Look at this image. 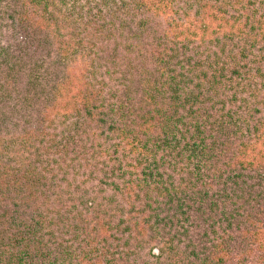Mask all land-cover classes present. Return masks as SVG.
Listing matches in <instances>:
<instances>
[{
  "label": "trees",
  "instance_id": "trees-1",
  "mask_svg": "<svg viewBox=\"0 0 264 264\" xmlns=\"http://www.w3.org/2000/svg\"><path fill=\"white\" fill-rule=\"evenodd\" d=\"M0 264H264V0H0Z\"/></svg>",
  "mask_w": 264,
  "mask_h": 264
},
{
  "label": "rangeland",
  "instance_id": "rangeland-1",
  "mask_svg": "<svg viewBox=\"0 0 264 264\" xmlns=\"http://www.w3.org/2000/svg\"><path fill=\"white\" fill-rule=\"evenodd\" d=\"M103 133H105V131H101V135L103 134ZM76 163L73 165L72 164V169H71V171H70V174L73 172V170L75 171L76 170ZM82 177L81 178H79V182H77L76 184H74L73 186H72V189H71V192H69V194H68V199H74V197L76 196V195H79V192H80V190H81V188H85L84 187V183L82 182ZM60 184L59 183H57V186L56 187H54V192H49L50 193V198H54V197H56L57 196V194L59 193V190H60Z\"/></svg>",
  "mask_w": 264,
  "mask_h": 264
}]
</instances>
